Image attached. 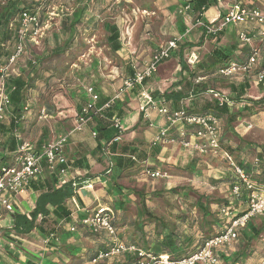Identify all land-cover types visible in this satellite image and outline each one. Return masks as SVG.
<instances>
[{
    "label": "crops",
    "instance_id": "crops-1",
    "mask_svg": "<svg viewBox=\"0 0 264 264\" xmlns=\"http://www.w3.org/2000/svg\"><path fill=\"white\" fill-rule=\"evenodd\" d=\"M124 1L128 3L132 2V0ZM153 3L165 15L160 29L162 31L161 35H168L167 37L169 38H167L166 41L162 43L156 42L151 45L152 48L149 49L150 52H137L132 54L130 50H127L125 44H123L122 39L124 38L122 37V31H120L118 24H115V26H117L118 30L120 31L121 45L117 52H114L112 48L111 50L116 53V58L120 59V63L122 64V66H120L121 73L119 67H117L116 73H118L116 76L113 75L114 79L109 80L110 84H108L106 81H103L101 77L92 79L90 85L88 86L94 88V91L98 95L101 103L116 99V96L118 95L117 88L124 84L123 81L125 79L132 77L134 73L142 70L146 66H142L141 68L140 65L142 62L147 61L148 63L157 49L165 46L173 39L178 41V48L173 52V56L162 62L155 74L150 76V78L145 79L143 84H137L133 90H125L116 99L119 101V103L114 109L115 115L113 117L107 116L106 118L110 122V129L112 128V131L114 130L115 134H118L119 130L114 126L113 118L117 117V119L120 120L122 124L123 132L121 133V138L117 142L107 141L104 138L101 140L97 139V136L95 137L93 135L95 132L94 128L96 126V122L94 120L87 122L82 130L75 129L80 110L84 107L85 103L90 100L87 92L88 87L86 90L82 91L83 93L81 94L82 96H80V98H82L85 103L83 104L78 102L74 106L75 118H73L71 121L69 119L66 122H62V125H59V128L62 129L63 134L68 137L65 146L68 160V165L65 166L67 172L63 175L59 174V170L53 173L49 168V165H47L46 162H43V169L41 173L38 175V177L31 181L27 190L22 192V194H18L13 197L14 210L12 212L4 211L3 216L0 218V264H29V262L33 264H57V261L60 257H62L61 254L63 252L73 251L75 253L77 250V253H82L86 251L90 252V250H92L89 253V255H91L95 252L105 249L109 244L108 238L105 240L101 238L97 241H94L90 239V237L84 235L83 230L80 229V224L76 222L80 217L79 215L83 216L86 214L83 212V209H92L97 206L111 207L115 212H118V215L121 219L123 218L122 227L120 229L121 236L122 229H124L126 232L129 229L128 226L130 225H136L137 232H141L143 236L145 233L141 228H138V226L142 227V225L146 222H150L148 219L152 218L154 215L151 211L152 205H150V203H148L149 201L145 200L144 198H147L148 194L154 193V191H156V183L159 184L161 182V178H151L146 174V171L148 169H151V171L160 170L162 172H166L170 178L172 174L171 170L174 169L173 167L179 166V168H186L187 165H193L196 163L201 164L200 166H204L205 162H203V160H205L207 166L210 167L209 159L214 161L216 160V158L213 156L203 153L201 154L194 147H184L180 143V133L185 132L187 138H189L192 143H195L196 141L193 137V130L181 121H176L171 127H169L168 138H165L160 143L154 144V140L160 133V130L168 128L169 125L167 117L161 113L160 110L166 108L170 112H177L184 108L192 107L193 102L196 101L201 93H208L205 91L200 92L199 94L194 91L196 89V85L199 84L200 81H205L207 88L211 87V89L215 90V87L210 86L208 80L211 79L210 77L214 79L220 77L217 75L218 73L209 76L208 78L196 77L194 79L191 77V72L195 70L197 65L200 63V49L203 47V44L200 45L199 42H203L202 40H204V38L206 40L211 39L210 36L207 37L205 35L202 26H196V22L199 20V18L205 22H211L214 21V19L218 20L234 8L248 7L259 9L264 12V0H210V4L205 9L202 8V12L198 13L194 11L195 2L192 0H153ZM84 6L85 9L83 11L82 21L80 23H83V21L89 22L91 20H95L98 17L99 12L96 9H93L92 14L87 16L85 14H87V10H89L90 6L88 2H86L82 7ZM186 6H189L190 8L186 10ZM156 7L145 6L141 8L138 6V8L133 7V11L137 14L140 13L141 16L147 18L148 15H157L158 12ZM78 9H75L74 11ZM106 24L110 23H104V28L111 35V31L108 30ZM94 25L97 24L95 23ZM246 27L251 28L249 25ZM236 31L239 36V34L242 32L241 24L231 23V25H228L226 29L222 31V33L217 35L219 36L221 34H225L222 36L221 41L213 44L214 48L215 46H220L222 48L233 49L236 46L238 47L236 54H238L239 58H242V56H239V49L243 48V44H239L237 42H232L227 46L223 44V41L227 39L223 37L231 36L232 32ZM211 41L214 42V39ZM203 43L205 46V42ZM32 47L33 46L30 45V48ZM192 52H195L198 56L197 64L194 66H191L187 62V58ZM125 65H128L126 71L127 74L123 73ZM184 66H187L188 68H185ZM121 76L122 78H120ZM188 78L192 80L193 87L189 91H186L185 85ZM200 78L201 80L198 82ZM228 79L231 83L229 89L217 91H222V94L226 93V95L228 94L232 97L233 100L229 104L230 114L234 115V113L238 114V112H243L244 109L242 108L247 105L245 102L246 98H249L253 93L255 95L253 96L254 99H263L264 92H260L259 89H264V82L258 80V76H256L255 72H249V74L239 73ZM87 81L89 84L90 81ZM247 82L249 83V88L245 89V94L238 98V93L231 90L233 84H235L237 87H240ZM143 94H148L154 99V104L145 110L143 109ZM208 94L210 95V93ZM241 98L243 100H238ZM212 99V97H209L207 101H211ZM10 109L11 108L7 109V111L10 112ZM8 114L9 113L4 115V120L8 118ZM227 118L228 116L220 119V122L223 124L224 119L227 120ZM237 120H239V115ZM222 127L223 128L220 135L221 140L225 144L230 145V137H227L225 134L226 130L224 125H222ZM235 132L236 134L244 136L237 126L236 129L231 131V134H234ZM171 138L175 140L171 141ZM47 141L49 140L38 142L33 141L32 144L35 146V148H38ZM113 142L117 144L113 146ZM124 147L128 148L130 152L128 151L125 153L123 150ZM132 150H135L136 153H131ZM9 153L10 151L7 150L4 145V148H2V154L4 156H10L6 157L4 162L12 157L13 154ZM130 156H137L139 161L136 164H132L129 162ZM211 168V172L214 175L217 174V176H220V178L227 175V173H230L228 175L229 178L234 177L231 172V168L225 163L224 165L219 163L218 167ZM70 182L74 183L75 189L72 196L66 200V205L71 210V213H73L75 216L72 217L70 222L66 220L60 221L63 223L62 233L60 235L61 238L58 242H56V244L50 240V236L47 233L48 226H53L52 223L54 220L51 219L48 220V222L41 224V219L39 218L37 222L38 227H35L30 233L27 234H17L12 230L15 214H26L30 216L29 213L36 207L38 195L41 193V191L47 189V183L48 185L50 183L53 184L54 187H60ZM228 183L231 189L232 185L230 181H228ZM43 186H45V188ZM163 190L166 191V193L167 191L170 192V190L172 192L176 191L174 188H172L171 181L170 183L164 184L163 189H160V191ZM137 195L142 197L139 203L140 210L134 219H130L128 214L127 199L131 198L132 196L135 198ZM230 196L231 197L227 199L229 201V205H223L222 208L230 209L231 214H229V216L225 214L224 217L231 220V217L237 216L241 210H238V208L235 209L234 206L232 207V204L237 200H235L232 192ZM198 201L199 199L197 200V205L200 206ZM48 207L53 209L51 205ZM189 219L190 217L185 220L188 227L184 226V224L179 225V230L183 231L182 241L185 243L184 249L192 250L194 245L193 240H196L197 242L202 235L207 233L205 231L203 232L204 228L202 225H204L205 222L204 217L200 219L199 222H197L196 226H192V224L189 222ZM176 223L177 222H175L173 226ZM72 225L76 226L75 231L70 230ZM172 227L166 226V229L161 226V228L156 231L157 227L154 225L153 235L155 234V237L151 242V245L148 243V251H151V253L157 251L158 246L161 245L158 242L161 241V238L169 233V228ZM222 227L223 225L221 228ZM220 230L221 229H219L218 232ZM247 232L249 231L247 230ZM82 239L88 242L86 247L79 242L72 241H80ZM119 241L121 243H134L136 239L135 237L133 238L132 235L127 236L126 240H124L123 236H119ZM156 244H158V246H156ZM160 247L162 250H164L163 245ZM62 249H64V251H62ZM162 252L163 251L160 253V255L163 254L162 256H168L169 254L165 251L163 253ZM77 253H75V255ZM222 254L229 258L228 250L226 248H221L217 251V264H227L226 261L221 257Z\"/></svg>",
    "mask_w": 264,
    "mask_h": 264
},
{
    "label": "rangeland",
    "instance_id": "rangeland-1",
    "mask_svg": "<svg viewBox=\"0 0 264 264\" xmlns=\"http://www.w3.org/2000/svg\"><path fill=\"white\" fill-rule=\"evenodd\" d=\"M86 2H88L90 8L85 15L90 16L92 10L96 9L99 12L98 17L93 21H83V23H79L75 28L71 29V19L74 10L81 8ZM4 5V0H0V12ZM138 6L141 8L145 6L156 7L153 0H132L131 3L124 0H50L45 12L39 16L43 22L39 37L35 41L31 40V42H28L26 53L18 57L14 62H10L15 53L13 50L14 46L12 47L13 44L11 45L12 40L8 39V37L12 38V36L14 38V34L11 33L10 28L7 32L6 29L4 30L5 26H1L0 48L4 49L0 52V71L5 66H8L10 68L6 73L9 75H18L25 71L26 73L30 72L32 78L36 77L35 87L30 88L26 92L28 100L26 106L28 109H24L21 112V118L14 130H17L24 139L32 140L31 142L52 140L53 137L63 134L62 129L59 128L62 122H66L69 119L71 121L75 118L74 106L78 102L85 103L80 96H82V91L89 87L88 85H90L92 79L102 77L103 81L110 84L109 80L114 79L113 77L118 73H116L117 67H119L121 73L120 66L122 64L120 59L116 58V53L109 48L108 36L110 33L105 30L104 23L118 24L124 38L122 42L132 54L150 52L151 45L156 42L162 43L166 41L169 38L167 37L168 35L162 36V31L160 30L165 16L164 13L156 7L157 15H148L145 18L140 13L137 14L133 11V7L138 8ZM95 23L97 25H94ZM223 35L225 34L217 36L214 42L211 39L206 40L204 38L202 41L205 42V46L203 42H199L200 45L203 44L200 49V63L207 65L209 64L208 59L211 62L210 55L214 49L213 44L221 41ZM223 38H227L223 41L225 46L232 42L242 44L237 31L232 32L231 36ZM2 43H5L8 49H5V46H1ZM30 45L33 47L30 48ZM245 46L247 47V45L243 47ZM147 64V61H144L140 67L142 68V66ZM127 68L128 65H125L124 74H127ZM203 68L205 69V66ZM210 78L208 83L210 86L215 87V91L229 89L231 86L229 79L224 77ZM87 80L90 81L89 84ZM123 86L124 84L117 88V93ZM185 86L186 91L192 89V80L188 78ZM259 91L264 92V89L260 88ZM223 94L227 97L229 96L226 93ZM210 95L201 93L196 101L193 102L192 108L198 111L209 97L213 98ZM253 96H255L254 93L248 97L254 98ZM229 98L233 100L231 96ZM251 108L250 110L242 108L244 109L243 112H238L239 120L235 119L230 123L224 119V123H221V125H224L225 134L230 137L229 141L231 144L228 146L232 150L236 149L232 158L241 161L243 154H246L249 173L264 183V103L254 104ZM10 112L6 111V114L9 113L8 118L3 120L7 124L12 118ZM236 126L239 127L244 136L236 134V132L231 134V131L236 129ZM7 135L8 139L12 137L10 133ZM207 155L216 158L215 161L209 159L210 167L203 160L205 162L204 166L196 163L193 165L189 164L186 168L173 167L171 179L169 176L167 178L158 177L161 178V182L159 184L156 183V191L144 198L152 205L151 211L154 214L152 218L148 219L150 222L142 225L145 233L144 237L141 232H137L136 225H130L126 232L122 229L124 240L127 239V236L132 235L133 238L135 237L136 243L141 244V246H144L142 244L143 238L144 242L146 241L151 245L155 237V234L153 235L154 225L157 227L156 231L161 228V226L158 227L161 224L158 222L161 221L171 227L181 219L180 217H184L185 220L190 217L189 222L192 226H196L197 222L204 217V221H207L208 224H206L203 232L211 234L214 231L216 233L218 226L214 222L215 219L219 221L222 218L221 214H219V208L223 203L222 200L231 197V189L227 179H225L229 178L228 175L230 173L220 178V176L211 172V167H218L219 163L223 165L225 163L230 168L231 166L229 159L224 157V155ZM170 181L172 188L176 191L172 192L170 190L167 193L164 190L160 191V189H163L164 184L170 183ZM200 198L203 204L207 205L210 211L209 215L204 214L200 206L197 205V200ZM141 199L142 197L138 195L135 198L132 196L127 199L130 219H134L138 215ZM233 206L241 211L246 209V204H240L237 201L232 204ZM220 222L222 220L218 223ZM263 222L264 215H259L254 216L249 223L260 226ZM186 224L184 226L188 227ZM246 231L240 232L234 242L222 247L228 250V264H262L264 259V232L257 237L251 238L249 235H245ZM72 241L79 242L85 247L88 244L83 239ZM193 244V246L197 244L196 240H193ZM185 250H183V253ZM73 253V251L63 252L57 264H127L128 260L127 257L121 256L94 263L87 261L84 254L86 252L76 254V256ZM75 253L77 252L75 251ZM183 253L180 255H183Z\"/></svg>",
    "mask_w": 264,
    "mask_h": 264
},
{
    "label": "built area",
    "instance_id": "built-area-1",
    "mask_svg": "<svg viewBox=\"0 0 264 264\" xmlns=\"http://www.w3.org/2000/svg\"><path fill=\"white\" fill-rule=\"evenodd\" d=\"M38 2L45 3L48 0H36ZM43 7V6H41ZM36 10H25L20 14L19 25L17 28V43L15 46V53L11 58L10 62H14L18 57L26 53V48L28 42L39 37L40 31L42 29V19L39 17L40 8ZM190 7L186 6V10ZM247 22L257 23L261 29L257 35L241 32L239 34L240 41L243 45L251 44L253 47V53L248 57V61L241 63L238 61L232 62L227 67H222L218 70V74L224 77H232V75H237L239 73L248 74L251 72L258 63L259 57V47L264 44V12L255 8H234L230 12L226 13L220 19H214L211 22H205L201 18L196 22V26H202L206 29L207 34L215 35L216 33L222 32L231 23L244 24ZM258 38V39H257ZM178 48V41L173 39L169 41L165 46L160 47L152 55L148 64L140 71L134 73L132 77L125 79L124 86L118 92V96L122 94L125 90H133L137 84H143L145 79L150 78L155 74L162 62L170 58L173 52ZM198 56L195 52H192L188 58L187 62L194 66L197 64ZM10 67L5 66L1 71L0 80V121L4 120V115L7 109L10 108L11 100L9 95L5 90L4 78L8 75V70ZM259 81H264V72H259L256 74ZM201 78L198 80V82ZM87 92L89 98L91 99L87 106L78 114L76 130H82V128L89 122L87 117L90 108L94 107L99 100L98 95L95 93L93 87H88ZM212 93V91H209ZM215 98H218L220 105L228 101L227 97L218 92L212 93ZM116 98V99H117ZM145 110L152 104H154V99L148 94H143ZM114 99V100H116ZM110 102L106 104L109 106ZM27 110V108H25ZM167 117L169 122L168 128L160 130V133L156 136L154 144L162 142L165 138L169 136V127H171L176 121H181L189 126L197 127V131L193 133L195 138V143H192L185 133L181 134L180 143L185 147H194L201 154H211V155H224L229 159L231 169L234 175H236L239 180H242L247 189H250L248 195V201L246 206V212L242 214H237L224 230L220 234L209 238L205 241V245L198 252L189 255L181 260L174 261L169 260L167 257L161 256L160 258L153 256L152 254L145 253L144 251H139V258L135 260L133 264H217V251L225 244H231L234 242L238 235L240 234V229L245 228L248 223L253 219L254 216H259L264 214V189H256L253 184H251L250 179L245 174V171L240 167L236 159L232 158L227 152L224 151L220 143V134L222 131V125L220 119L211 115H193L188 114L187 111H178L175 113L170 112L166 108L160 110ZM114 126L119 130L118 134L112 141H119L121 138L122 124L117 117L113 118ZM14 137L16 139V151L12 157L7 160V163H12L11 165L5 166L0 165V218L5 212H12L14 210L13 197L22 194L26 191L30 185V181L38 177L43 169V162L49 165L52 172L58 171L59 174H65L67 172V155H66V143L68 137L65 134H59L43 143L40 147L35 148L31 141H28L22 137L17 130L13 131ZM93 135L96 137L97 132ZM6 134L0 131V164H5V157L2 154V148H4L6 142ZM171 141L175 139L171 138ZM146 174L153 177L167 178L168 174L160 170H147ZM241 186L239 183L232 188V193L234 198H239L241 192ZM226 215L231 214L230 209L223 208ZM83 217L77 219V223L87 227L88 229H93L95 231H106L107 234L112 239V246L106 251H100L98 255L92 260L94 263H99L105 261L106 259L118 257L123 252L131 251L136 252L135 246H127L121 243L118 239V229H116L113 224L115 218V212L111 207L108 206H97L92 209H83ZM76 226L72 225L70 230H75ZM264 264V262H263Z\"/></svg>",
    "mask_w": 264,
    "mask_h": 264
},
{
    "label": "trees",
    "instance_id": "trees-1",
    "mask_svg": "<svg viewBox=\"0 0 264 264\" xmlns=\"http://www.w3.org/2000/svg\"><path fill=\"white\" fill-rule=\"evenodd\" d=\"M48 0L45 3L42 2H38L36 0H4L5 5L2 8V11L0 12V28L1 26H5L4 30L6 29V31L8 32L9 28L11 29V33L14 34V38L12 36V38L8 37L9 40L11 41V45L12 47L16 46L17 43V28L19 25V17L20 14L25 11V10H36L38 7L40 8V14L45 12V8L47 7V5L49 4ZM193 2H195L194 5V11L195 12H202V8H206L209 4H210V0H192ZM85 9V6L82 7L81 9H78L76 11L73 12V17L71 19V29L75 28L76 25L78 23H80L82 21V14L83 11ZM41 16V15H39ZM242 25V32L245 33H249V34H255L257 35L261 29V27L255 23V22H247ZM247 25H249L251 28L246 27ZM106 27L108 28V30L111 31V35L108 38V43L110 45V48H112V50L114 52H117V50L120 49V31L118 30V27L115 25H110V24H106ZM14 28V30H13ZM204 29V27H202ZM13 30V31H12ZM204 33L207 37L210 36L211 40L215 39V37H217V35L219 33H216L215 35L212 34H207L206 29H204ZM258 39V38H257ZM1 46H5L6 48V44L2 43ZM193 46V45H190ZM238 47H234L233 49L231 48H222L220 46H215V48L213 49L212 53H211V62L208 59V63L207 65H205L204 63H199V65H197V68H195V70H193L191 72V77L192 78H196V77H209L212 75L217 74L218 70L222 67H227L228 65H230L232 62L234 61H238L241 63L247 62L248 57H250V55L253 53V47L251 44H248L247 47H243L242 49H239L240 51V57L242 56V58L238 57V54H236V50ZM4 48H0V52L3 51ZM13 49V50H14ZM259 57H258V63L255 66V68L251 71V72H255L256 74L259 72H264V44H261L259 47ZM14 52V51H13ZM1 55V54H0ZM205 66V69L203 68ZM185 68H188L187 66H184ZM201 68V69H200ZM203 68V70H202ZM249 74V73H248ZM1 75V73H0ZM220 77H224L222 75L217 74ZM234 76V75H232ZM224 78H232V77H224ZM0 80H1V76H0ZM35 81H36V77L32 78L30 72L26 73L25 71L19 73L18 75H9L7 77L4 78V84H5V90L9 95V99L11 100V104H10V108L11 110V119L8 122L5 121H0V131L4 134H11L12 137H10L8 139V135L6 136V142H5V147L7 148V150L10 151L11 154H14V152L17 150L16 146V139L13 135V131L16 128L15 126L19 123V119L20 114L22 111H24L25 108L28 109V107L26 106L28 100H27V95L26 92L30 89L35 87ZM264 82V81H262ZM249 88V83L247 82L244 85H241L240 87H237L235 84H233L232 86V91H236L238 93V98L242 97L245 93V89ZM209 90L212 91V93H216L218 91H215L211 88H207V84L205 83V81H200L199 84L196 85V89L194 91H196V93L200 92H208ZM211 93V94H212ZM220 94H222L221 92H218ZM225 95V94H223ZM213 99L211 101H207L205 102L198 111L194 110L192 107H187L182 109L183 111H187L188 114H193V115H197V116H201V115H211L214 117H218L219 119L225 118L226 116H228L227 121L232 123L235 119L238 118V114L234 113L230 114V110H229V104L232 100H230L231 98L227 97L226 102H224L222 105H220L218 98H215L214 94H212ZM91 100V99H90ZM90 100H88L84 107L87 106V104L90 102ZM238 100H243L238 99ZM110 102L109 106H106L107 103ZM247 103V105H245L244 109L245 110H250L252 109L251 106H253L254 104H262L264 103V98L260 99V100H255L254 98H249L246 99L245 101ZM119 101L118 100H111V101H107V102H102L100 101V99L97 101V103L95 104L94 107L90 108V110L88 111L87 117L89 118V121L94 120L96 122V126L94 128V131L97 132V139L101 140V139H105L107 141H112L115 136L117 134L114 133V130L112 131V128L110 129V122L109 120L106 118L107 116L109 117H113L115 114L114 109L117 107ZM84 107L80 110V112L84 109ZM51 110V109H50ZM49 110V112H51ZM181 111V110H180ZM178 112V111H177ZM175 113V112H172ZM189 128H191L193 131V133H195L197 131V127L195 126H189L187 125ZM222 132V131H221ZM221 135V134H220ZM221 140V136H220V143L222 145V148L224 149L225 152H227L229 155H234L235 150H232V148L230 146H228L227 144H225L224 142ZM113 146H115V142L112 143ZM123 150L126 152H130V150H128V148L124 147ZM9 153V154H10ZM131 153H136L135 150H132ZM246 155V154H245ZM245 155L243 154V156L241 157V161L237 160L238 164L240 165V167L245 171V174L248 176V178L250 179L251 184H253L254 188L256 189H264V183L260 182V180L254 178L253 175H251L249 173V169H248V165H247V158L245 157ZM6 157H10V156H6ZM6 157L4 160H6ZM8 159V158H7ZM139 161V159L137 158V156H130L129 157V162L133 163H137ZM134 164V165H135ZM11 164H8L7 162H5V166H8ZM259 165V164H258ZM65 167V166H63ZM151 170V169H148ZM232 170V169H231ZM57 172V171H54ZM53 172V173H54ZM232 174L234 177L232 178H228L227 181H230L231 183V190L232 188L236 185V183H239L241 186V194L239 196V198H236L235 200H237V202L239 203H244L247 206V201H248V195L251 192L250 189H247L246 184L242 181L239 180V178L234 175L233 170H232ZM157 178V177H156ZM32 181V180H31ZM30 181V182H31ZM56 181V180H55ZM57 182V181H56ZM47 189H44L43 191H41V193L38 195L37 197V201H36V207L29 213L30 216L26 215V214H15L14 217V225L12 227V230L14 232H16L17 234H27L30 233L35 227L37 226V222L39 220V218L41 219L40 223L43 224L45 222H48V220H54L52 223V227L50 225L49 229H47V233L50 236V240H52L53 242H58L59 239L61 238L60 235L62 233V226L63 223H61V220H66L68 222H70L72 220V217L75 216L73 213H71V210L68 208V206L66 205V200L68 198H70V196H72V194L74 193V183L70 182V183H66L63 186L60 187H54L53 184H49L47 183ZM45 188V186H43ZM222 206H220V210H219V214H221V219L219 221L222 220V222L218 223L219 221L217 219H215L214 224L216 226H218L216 233H214V231H212V233L210 234H205L202 235L201 238H199V240L197 241V244L195 246H193L192 250H188V252L185 250L183 253L182 248H184V244L183 243V239H182V235H183V231L179 230V225H183L186 223L184 217H180V221H178L172 228H169V233L164 236L163 238H161V241H159L158 243H160L161 245H163L164 250H162V248L160 246H158V244H156V246H158V250L154 251L153 253H151V251H148L149 249L147 247L148 246V242H144V240H142V244L144 246H141V244L139 243H135L136 241L131 242V243H124L127 246H135L136 247V252H131V251H127V252H123V254H121L118 257L121 256H125L128 258L127 260V264H133L135 262V260H137L139 258V251H141V249L143 251H145V253L148 254H152L155 257L160 258L162 255H160L161 251H165L168 252V256H164L167 257L169 260H174V261H178L181 260L182 258H186L189 255H192L195 252H198L199 250H201L203 248V246L205 245V241L208 240L211 237H214L215 235H218L221 233L222 230H224L225 228H227V226H229V224L231 223V221L233 220V217H231L230 219H226L224 217L225 213L223 211V205L224 206H228L229 205V201L227 199L222 200ZM198 203H200V209L204 212V214L209 215L210 211L207 208V205L205 206L201 200V198L199 199ZM51 205L53 207V209H50L48 206ZM115 212V211H114ZM246 209L243 211H240L239 214L245 213ZM264 215V214H262ZM80 217H83L82 215H79ZM218 221V222H217ZM122 222H123V218L121 219L118 215V212H115V218L113 220V224L115 225L116 229H118V239L119 236L121 237V227H122ZM217 222V223H216ZM207 221L204 222L203 228H205ZM213 224V225H214ZM223 225V227L221 228V226ZM80 229L83 230L84 235H86L87 237H90V239L97 241L98 239H109V244L108 246L100 251H106L107 249H109L112 245V239L111 237L107 234L106 231H95L93 229H88L87 227L83 226L80 224ZM159 226H162L164 228H166L167 224H165L163 221L161 222V224ZM191 227V226H190ZM79 228V227H78ZM138 228H141L143 230V228L141 226H138ZM140 229V231H141ZM167 229V228H166ZM221 229L219 232L218 230ZM248 230L249 232H245V235H249V237L254 238L259 236L261 233L264 232V222L262 223V225L257 226L251 223H248V225L243 228L240 229L239 232H242L244 230ZM72 231V230H71ZM75 231V230H73ZM144 231V230H143ZM144 237V235H143ZM192 238V237H191ZM190 238V239H191ZM181 245V246H180ZM228 244L223 245L227 246ZM179 246L181 248H179ZM221 247V248H222ZM92 250H90L91 252ZM95 252L94 254L89 255V251H86V253H84L87 258L88 262H92V260L98 255V253L100 252ZM76 252H78L76 250ZM162 252V253H163ZM183 255H180L182 254ZM77 254H80L77 253ZM83 254V255H84ZM74 256H76L74 254ZM80 257V256H79ZM226 263L228 264V259L224 254H222L221 256ZM116 257H114L115 259ZM113 259V258H110ZM109 260V259H106ZM105 260V261H106ZM103 262V261H102ZM264 262V259H263ZM262 262V264H263ZM29 264H33L30 263Z\"/></svg>",
    "mask_w": 264,
    "mask_h": 264
}]
</instances>
